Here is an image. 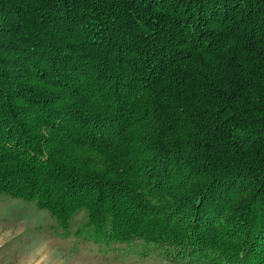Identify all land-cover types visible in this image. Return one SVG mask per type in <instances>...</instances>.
Here are the masks:
<instances>
[{"label":"trees","instance_id":"1","mask_svg":"<svg viewBox=\"0 0 264 264\" xmlns=\"http://www.w3.org/2000/svg\"><path fill=\"white\" fill-rule=\"evenodd\" d=\"M0 63L25 80L0 82V194L173 264H264V0H0Z\"/></svg>","mask_w":264,"mask_h":264},{"label":"rangeland","instance_id":"2","mask_svg":"<svg viewBox=\"0 0 264 264\" xmlns=\"http://www.w3.org/2000/svg\"><path fill=\"white\" fill-rule=\"evenodd\" d=\"M1 69L5 93L25 81L5 76ZM83 217L84 211L77 212L70 221L73 233L65 234L46 208L0 194V264H173L141 240L104 243L75 235Z\"/></svg>","mask_w":264,"mask_h":264}]
</instances>
